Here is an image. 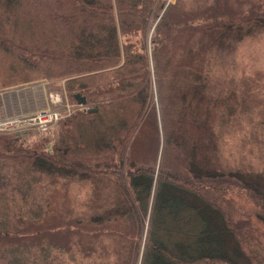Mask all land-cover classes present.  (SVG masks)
<instances>
[{
    "label": "trees",
    "instance_id": "obj_1",
    "mask_svg": "<svg viewBox=\"0 0 264 264\" xmlns=\"http://www.w3.org/2000/svg\"><path fill=\"white\" fill-rule=\"evenodd\" d=\"M226 1L0 0V87L77 106L51 142L0 133V264H264V183L221 163L201 62L264 2Z\"/></svg>",
    "mask_w": 264,
    "mask_h": 264
},
{
    "label": "rangeland",
    "instance_id": "obj_2",
    "mask_svg": "<svg viewBox=\"0 0 264 264\" xmlns=\"http://www.w3.org/2000/svg\"><path fill=\"white\" fill-rule=\"evenodd\" d=\"M158 1L164 10L177 0ZM182 1L189 5L214 0ZM251 1L264 2H226L247 12ZM158 12L156 10L155 13ZM161 12L152 21L151 31ZM252 23L250 26L235 25L225 30L218 42L208 52L204 51V60L201 62L208 72L205 82L213 86L208 107L212 114V125L216 126L220 122L219 126L222 127L219 128L220 136L217 135L220 140L216 142L221 163L243 167L248 172L247 177L254 176L259 179L257 181L264 183V18L260 23ZM41 108H59L62 114L67 115L76 110V104L65 90L64 79H36L0 87V120L29 114ZM60 126V122L55 123L46 131L30 126L26 135H20L27 145H35L42 136L48 137L51 142ZM8 132L13 131H0ZM67 191L62 206L72 208L75 204L72 185ZM260 228L256 231L257 235L264 230V225L261 224ZM260 240L264 245V239L261 237Z\"/></svg>",
    "mask_w": 264,
    "mask_h": 264
},
{
    "label": "built area",
    "instance_id": "obj_3",
    "mask_svg": "<svg viewBox=\"0 0 264 264\" xmlns=\"http://www.w3.org/2000/svg\"><path fill=\"white\" fill-rule=\"evenodd\" d=\"M64 116L59 109L41 108L29 114H18L0 120V131H18L28 126L47 130Z\"/></svg>",
    "mask_w": 264,
    "mask_h": 264
},
{
    "label": "water",
    "instance_id": "obj_4",
    "mask_svg": "<svg viewBox=\"0 0 264 264\" xmlns=\"http://www.w3.org/2000/svg\"><path fill=\"white\" fill-rule=\"evenodd\" d=\"M75 97L77 98L79 104H86L87 100H86L85 96H83L79 93H76ZM89 110H92V109H89Z\"/></svg>",
    "mask_w": 264,
    "mask_h": 264
}]
</instances>
